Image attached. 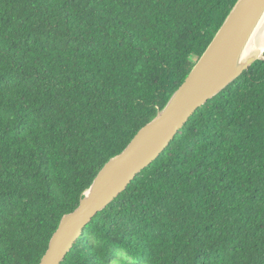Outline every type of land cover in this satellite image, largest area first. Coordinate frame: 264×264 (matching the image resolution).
I'll return each instance as SVG.
<instances>
[{
	"label": "trees",
	"instance_id": "1",
	"mask_svg": "<svg viewBox=\"0 0 264 264\" xmlns=\"http://www.w3.org/2000/svg\"><path fill=\"white\" fill-rule=\"evenodd\" d=\"M237 1L0 0V264H40ZM61 264H264V60L189 119Z\"/></svg>",
	"mask_w": 264,
	"mask_h": 264
},
{
	"label": "water",
	"instance_id": "2",
	"mask_svg": "<svg viewBox=\"0 0 264 264\" xmlns=\"http://www.w3.org/2000/svg\"><path fill=\"white\" fill-rule=\"evenodd\" d=\"M264 12V0H238L185 82L156 118L126 149L109 160L84 193L78 208L65 215L40 264H61L85 228L171 144L189 119L237 80L263 54H246Z\"/></svg>",
	"mask_w": 264,
	"mask_h": 264
},
{
	"label": "bare ground",
	"instance_id": "3",
	"mask_svg": "<svg viewBox=\"0 0 264 264\" xmlns=\"http://www.w3.org/2000/svg\"><path fill=\"white\" fill-rule=\"evenodd\" d=\"M264 53V12L248 43L246 54Z\"/></svg>",
	"mask_w": 264,
	"mask_h": 264
}]
</instances>
